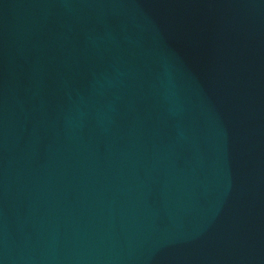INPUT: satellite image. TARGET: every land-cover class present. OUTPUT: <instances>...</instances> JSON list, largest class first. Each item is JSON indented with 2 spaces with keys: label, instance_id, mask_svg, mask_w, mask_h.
<instances>
[{
  "label": "water",
  "instance_id": "water-1",
  "mask_svg": "<svg viewBox=\"0 0 264 264\" xmlns=\"http://www.w3.org/2000/svg\"><path fill=\"white\" fill-rule=\"evenodd\" d=\"M0 264H264V0H0Z\"/></svg>",
  "mask_w": 264,
  "mask_h": 264
}]
</instances>
